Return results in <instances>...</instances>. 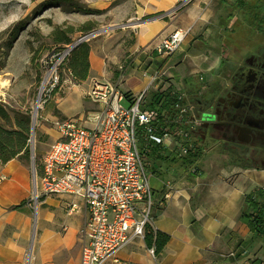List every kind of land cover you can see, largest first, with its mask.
Segmentation results:
<instances>
[{"label":"built area","instance_id":"obj_1","mask_svg":"<svg viewBox=\"0 0 264 264\" xmlns=\"http://www.w3.org/2000/svg\"><path fill=\"white\" fill-rule=\"evenodd\" d=\"M189 33L190 28H176L151 48L137 50L150 57L141 73L148 83L137 92L129 89L128 97L119 86L131 61L118 66L115 80L92 77L86 95L100 106L93 126H84L81 116L58 122V136L43 152L40 171L33 169L31 199L66 194L71 198L68 211L80 204L85 208L79 264H104L133 238H143L153 206L148 154L197 156L188 171L199 172L195 162L207 152L203 130L209 122L199 95L210 80L199 75L201 88L189 93L171 80L169 65L163 68L182 51ZM70 51L68 43L40 58L38 106L59 86L60 67ZM225 57L222 49L217 59ZM154 63L160 67L147 75ZM166 188L164 198H169L175 190L170 182Z\"/></svg>","mask_w":264,"mask_h":264},{"label":"crops","instance_id":"obj_2","mask_svg":"<svg viewBox=\"0 0 264 264\" xmlns=\"http://www.w3.org/2000/svg\"><path fill=\"white\" fill-rule=\"evenodd\" d=\"M144 1L142 14L151 17L134 32L132 49L137 56L131 58L132 63L120 83L122 86L129 78H134L137 83L130 88L134 92L148 83L146 78L136 75L135 70L150 61L149 56L137 50L151 48L176 28H190L188 41L195 33L208 36L212 31L208 26L219 13L217 0ZM180 4L182 8L173 10ZM90 46L88 78L98 74L93 77L111 80L103 77L105 71L100 57L94 63L91 61L94 49ZM188 59L193 64L190 76L194 79L196 72L211 75L215 65L220 64L219 60L211 61L208 54L200 52ZM195 81L198 83L197 79ZM206 156L195 163L206 162L208 168L205 171L197 165L199 172L194 176L167 160L155 157L151 160L148 170L153 199L151 224L155 230L166 233L168 241L156 257L143 238H133L104 264H264V245L258 243L240 253L241 243L251 237L247 224L240 219L242 202L252 189L264 187V167L225 163L213 171L216 161ZM193 180L200 185H187ZM168 182L175 191L171 197L164 198ZM30 191V170L24 161L12 158L0 163V264H27L26 252L34 226L32 212L26 205ZM70 201L66 194L44 198L48 210L37 222L36 248L29 264H79L86 212L81 204L68 211ZM21 202H25L21 208H12ZM238 253L240 257H236Z\"/></svg>","mask_w":264,"mask_h":264},{"label":"rangeland","instance_id":"obj_3","mask_svg":"<svg viewBox=\"0 0 264 264\" xmlns=\"http://www.w3.org/2000/svg\"><path fill=\"white\" fill-rule=\"evenodd\" d=\"M45 1L0 0V81H6L4 85L0 84V103L7 110L26 111L30 118L35 115L32 139L30 133L27 139L29 156L27 165L30 170L31 191L26 205L30 207L33 219L36 221V226L32 228V235L26 252L30 259L36 248L37 222L41 220L44 211L48 210L43 198L37 201L31 199L33 169L38 168L43 152L58 136V122L81 116L83 117V125L91 127L93 126L92 118L100 112L99 104L86 95L91 78L98 74H91V77L79 82L72 78L69 69L65 66L60 67L59 86L44 103H40V106H38L37 96L39 79L41 78L39 60L51 48L60 46L54 42L56 31L65 32L67 27L71 26L74 30L70 34L71 42L87 33L94 32V35L88 39L94 49L91 61L94 63L97 61V57H100L105 71L103 77L108 76L113 80V71L120 64L126 65L132 57L137 56V53L132 49L135 38L134 32L142 22L149 20L151 17L142 14L144 0H72L73 3L77 2L81 6L80 10L64 8L61 5L47 6ZM182 6V4L176 5L173 10L180 9ZM88 21L91 22L92 29L89 31L81 30V26ZM196 34H193L192 39L189 41L188 38L182 43V51L170 56L163 68L169 65V72L172 75L171 80L176 86L183 89L187 81L194 83L196 79L198 80L199 75L206 76L210 80L208 83L212 84L214 81H220V83L225 84L230 63L235 62L238 57L231 54L234 47L228 46L225 42H221L217 47H215V44L212 46L209 43L211 39L206 34ZM199 39L206 43L203 49H198L201 45ZM9 40H12V43L7 48L5 43ZM233 46H236V44H233ZM222 49L226 53L227 66L219 69L218 62L212 69L211 75L200 71L196 72L195 79L190 76L193 71V64L188 59L190 55L200 52L208 54L211 61L213 59L218 60V54ZM148 63L143 64L144 68L135 70V74L143 78L141 73L146 69L145 66ZM159 67L160 65L154 63L148 69L147 75L152 73L153 69ZM101 68L100 65L99 69ZM198 83H200L199 80ZM119 87L122 91L133 88L132 82L127 80ZM123 104L128 105L125 101ZM206 111L211 112V108L207 107ZM204 118L206 121H211L205 116ZM0 124L6 128H12L13 120L7 123L0 119ZM204 128L205 143L208 146L204 156L207 155V158L216 161L213 164V171H216L224 166L226 158L223 155L224 152L221 153L218 146L219 141L216 142L217 146H213L214 140L211 136L213 124L207 122ZM153 158L154 156L151 153L148 154V159L152 160ZM206 164V162H201L197 165L204 167L206 171L208 168ZM152 181L153 179L150 180L151 184ZM192 182L187 185L193 187L200 185V183L195 184L194 180Z\"/></svg>","mask_w":264,"mask_h":264},{"label":"trees","instance_id":"obj_4","mask_svg":"<svg viewBox=\"0 0 264 264\" xmlns=\"http://www.w3.org/2000/svg\"><path fill=\"white\" fill-rule=\"evenodd\" d=\"M217 2L219 5V13L216 14L208 26L212 30L210 35L207 36L212 40L209 41L212 46L215 44V47H217L221 42H225L228 46L234 47L231 54L238 56L237 59L239 57L241 58L245 53L249 54L258 48L264 47V0H217ZM45 4L47 6L61 5L64 8L81 9V6L77 2L73 3L72 0H46ZM91 29L92 24L90 21L81 26V30L83 31H89ZM73 32L74 30L71 26L67 27L65 32L56 31L54 33V42L59 45L70 43V34ZM199 42L201 45L198 49H203L206 43H203L202 40ZM11 43L12 40L5 43L7 48L11 46ZM233 44H236V46H233ZM90 49L91 46L88 40L79 43L71 49L62 65L69 69L72 78L76 81H83L88 78L90 67L88 55ZM227 64V60L221 59L218 67L219 69H223ZM230 64V66H235L234 63ZM113 73L115 79L118 75V68ZM194 83L196 82L194 81ZM194 83L187 81L184 84V89L189 93H196L201 86L199 83ZM224 85L220 81H214L212 84L207 83L205 85L199 95V100L205 109L217 98V95L221 92ZM123 92L126 97L131 94L129 90ZM0 119L7 123L13 120L12 128H6L0 124V163H5L12 158H19L27 164L29 158L27 139L28 134H31V118L28 112L15 109L7 110L0 103ZM221 152L224 151L222 150ZM152 155H154L153 152ZM154 157L167 160L172 165L179 166L183 171H188L189 166L197 156L185 157L183 159L160 155H155ZM36 171H40V163ZM189 175L194 176L195 173L189 172ZM24 204L25 202H21L18 205L12 206V208L19 209ZM240 219L247 224L251 233V237L241 243L240 253L250 250L258 243L264 245V187H256L244 196ZM168 238L166 233L155 230L152 224L146 225L143 239L146 246L149 249H153L154 256L157 257L160 255ZM240 253L236 257H240Z\"/></svg>","mask_w":264,"mask_h":264},{"label":"flooded vegetation","instance_id":"obj_5","mask_svg":"<svg viewBox=\"0 0 264 264\" xmlns=\"http://www.w3.org/2000/svg\"><path fill=\"white\" fill-rule=\"evenodd\" d=\"M239 58L206 111L214 116L213 146L219 141L227 164L264 167V47Z\"/></svg>","mask_w":264,"mask_h":264},{"label":"water","instance_id":"obj_6","mask_svg":"<svg viewBox=\"0 0 264 264\" xmlns=\"http://www.w3.org/2000/svg\"><path fill=\"white\" fill-rule=\"evenodd\" d=\"M99 31H101V30H99ZM93 35H94V32H90V33H87V34L77 38L76 40L71 42V49H73L79 43L88 40ZM204 116L206 118H208L209 120L214 119V116H212L210 113H204ZM33 126H34V116L32 115L31 116V136H30L31 139H32ZM33 224H34V227H35L36 226V221L35 220H34ZM29 261H30V256H27V264H29Z\"/></svg>","mask_w":264,"mask_h":264},{"label":"bare ground","instance_id":"obj_7","mask_svg":"<svg viewBox=\"0 0 264 264\" xmlns=\"http://www.w3.org/2000/svg\"><path fill=\"white\" fill-rule=\"evenodd\" d=\"M128 81L132 82V87H134L136 85V83H137L134 78H129ZM5 83H6V81H2V80L0 81L1 85H4ZM34 117H35V115H34Z\"/></svg>","mask_w":264,"mask_h":264}]
</instances>
